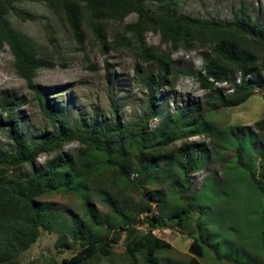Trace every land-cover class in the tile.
Here are the masks:
<instances>
[{
  "label": "trees",
  "instance_id": "16d2710c",
  "mask_svg": "<svg viewBox=\"0 0 264 264\" xmlns=\"http://www.w3.org/2000/svg\"><path fill=\"white\" fill-rule=\"evenodd\" d=\"M22 1L0 0V51L9 48L17 74L33 87L38 71L55 68L56 64L31 36L12 24L11 12L23 21L39 20L36 14L17 6ZM47 1L81 46L87 38L86 29L99 39L105 38L107 24L122 23L136 15L135 21L117 33V42L134 46L144 62H155L156 72L140 75L139 82L147 90V105L144 114L132 122L120 117L116 98L110 96V124L101 120L98 112L90 126L73 123L52 103L50 91L34 88L35 99L51 129L33 142L20 134V120L15 113L27 101L7 96L0 100V131H6L10 139L7 148L0 147V264H38L23 262L20 256L42 237L45 229L56 233L58 239L66 234L71 237L72 243L62 239L60 246L56 245L59 254L67 249L75 251L61 260L53 257L48 264H97L91 263L97 257L116 264L114 245L123 233L126 264H139V256L144 257V264H156L158 251L173 248L155 233L165 216L192 238L189 251L194 257L189 264H201L198 258L206 252L214 255L213 249L217 248L206 232L212 222H207V206H203L200 196L207 183L197 194L190 181L206 165L207 146L191 139L197 134L212 138L218 134L214 125L205 122V108L236 107L257 92L252 83H244L235 93L225 94L210 78L225 79L239 71L255 73L263 91L264 26L260 19L254 20L245 4L237 9L234 23L223 24L179 15L178 0H158L156 9L148 8L146 0ZM148 33L160 35V45H147ZM179 48L207 49L203 68L195 75L205 91L206 104L195 101L179 107L152 127L159 114L160 92L173 88L181 75L190 74L175 66L172 55ZM113 77L110 72L109 82ZM256 128L258 132L250 130L258 138L264 134V119ZM75 141L79 147L66 151L65 146ZM43 153L54 156L40 167L37 159ZM25 167L29 171L24 176L20 173ZM249 174L264 192V171L250 170ZM167 186L170 189L166 190ZM75 192L82 196L83 215L67 218L57 206L43 201L53 193ZM94 197L108 207L106 216L100 214ZM261 219L262 235L256 245L258 264H264V209Z\"/></svg>",
  "mask_w": 264,
  "mask_h": 264
},
{
  "label": "rangeland",
  "instance_id": "374dc122",
  "mask_svg": "<svg viewBox=\"0 0 264 264\" xmlns=\"http://www.w3.org/2000/svg\"><path fill=\"white\" fill-rule=\"evenodd\" d=\"M242 4L248 7L252 18H259L264 26V0H178V14L229 24L236 21V11ZM159 5L158 0H146V6L150 9H156ZM17 6L36 14L39 20L23 21L11 12L9 18L14 27L31 36L48 59L56 64L55 68L39 70L32 87L17 74L9 48L0 51V100L7 96L27 101L15 112L20 120V134L26 141L33 142L51 129L35 99L34 88L50 91L52 103L62 115L80 125H92L97 112L102 114L101 120L110 124L113 120L110 96L116 98L119 115L124 121H136L144 114L148 96L146 88L139 82L140 75L156 72V64L144 62L134 46L123 42L119 44L116 37L126 24L136 20V15L127 17L122 23L107 24L105 38L99 39L86 29L87 38L84 46H81L72 37L67 23L53 14L47 0H23ZM126 37L129 38V35ZM145 42L157 46L161 43V37L148 33ZM163 49H167V46L163 45ZM206 51L205 48H179L173 52L176 68L190 74L181 75L173 88H164L160 92L157 102L159 114L152 127L179 107H186L195 101L206 104L205 91L195 77L202 69ZM110 72L114 75L113 82L108 79ZM204 111L205 122L214 125L218 134L214 138L197 134L191 139L206 144L207 156L205 167L194 173L190 181L197 194L207 183L200 196L203 206H207V222H212L206 227V232L216 243L217 250L213 249L214 255L206 252L198 261L201 264H258L260 253L256 245L262 235L264 192L252 182L249 171H264V134L258 138L255 134L258 132L257 124L264 119V89L239 106L214 110L205 108ZM250 128L255 132L252 133ZM9 145L7 132L0 131V147L7 148ZM78 147V142H70L65 150L75 151ZM53 156L43 153L37 159L38 166L45 167ZM28 171L25 167L20 174L25 176ZM169 193L167 196L170 198ZM43 201L57 206L60 212L66 213L67 218L85 213L79 192L72 195L53 193L44 197ZM95 202L100 214L106 216L108 207L97 199ZM197 203L194 200V204ZM164 218L155 233L169 241L173 248L158 251L156 264L172 261L189 264L194 257L189 251L192 238L180 232L166 216ZM142 228L145 229V226ZM58 237L54 232L43 230L42 237L21 254V261L48 264L53 257L61 260L71 256L75 252L73 249H67L63 254L57 252L62 239L72 243L69 234L61 239ZM124 238L123 233L120 242L114 245L116 264H126L127 261ZM138 262L144 264V257L139 256ZM91 263L112 264L98 257Z\"/></svg>",
  "mask_w": 264,
  "mask_h": 264
},
{
  "label": "built area",
  "instance_id": "2783aa9c",
  "mask_svg": "<svg viewBox=\"0 0 264 264\" xmlns=\"http://www.w3.org/2000/svg\"><path fill=\"white\" fill-rule=\"evenodd\" d=\"M210 81L214 82L215 86L222 89L225 94L235 93L237 87L243 85L244 83H252L257 92L262 90L259 84L256 82L257 79L255 73L244 74L242 71H239L235 73L234 76H228V78L220 80L210 78Z\"/></svg>",
  "mask_w": 264,
  "mask_h": 264
},
{
  "label": "clouds",
  "instance_id": "9594fccd",
  "mask_svg": "<svg viewBox=\"0 0 264 264\" xmlns=\"http://www.w3.org/2000/svg\"><path fill=\"white\" fill-rule=\"evenodd\" d=\"M202 68H203V64H202Z\"/></svg>",
  "mask_w": 264,
  "mask_h": 264
}]
</instances>
